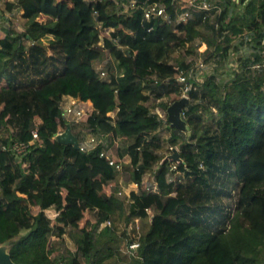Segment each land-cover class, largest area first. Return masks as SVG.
Here are the masks:
<instances>
[{
    "label": "trees",
    "instance_id": "16d2710c",
    "mask_svg": "<svg viewBox=\"0 0 264 264\" xmlns=\"http://www.w3.org/2000/svg\"><path fill=\"white\" fill-rule=\"evenodd\" d=\"M136 1L163 3L170 18L120 13L115 0L3 1L25 30L0 38V246L17 264H264V74L252 69L264 60V0L179 10L172 0ZM197 38L204 63L238 43L254 58L239 56L221 83L187 61ZM187 85L185 126H164L156 106ZM64 96L91 103L81 120L119 169L100 148L54 138L69 124L83 141ZM34 129L16 156L12 144ZM165 144H179V160L163 158ZM146 175L158 191L145 190ZM119 179L138 186L125 215L141 221L137 237L111 223Z\"/></svg>",
    "mask_w": 264,
    "mask_h": 264
},
{
    "label": "rangeland",
    "instance_id": "374dc122",
    "mask_svg": "<svg viewBox=\"0 0 264 264\" xmlns=\"http://www.w3.org/2000/svg\"><path fill=\"white\" fill-rule=\"evenodd\" d=\"M4 0H0V37H3L7 30H11L14 33H19L25 30V20L23 17L19 16L18 14H13L10 12H6L3 10ZM255 5H258L259 0H252ZM188 5V1L186 0H179L176 2V8L179 10L182 7H186ZM242 7H238V9H241ZM39 21H46V18L44 16H40ZM106 34V32H104ZM103 33V34H104ZM250 32H248L249 35ZM251 34V33H250ZM50 37H45L42 39L44 43H47L49 41ZM202 42H205L201 38L195 39L193 41L192 46L194 48V53H191L187 55V61L191 62L192 66H194L196 69H199L197 67V62L202 60L201 57V51L198 50V47L201 46ZM237 42H239V39H237ZM206 43V42H205ZM207 44V43H206ZM239 44V51H229L230 53L227 56H220L219 58H210L207 62L205 61L204 67L199 70L200 72H204L205 74H216V78L219 82L224 83L226 82L230 76H231V70L233 68H237L239 65V56H242L243 58H254L253 54V48L250 44ZM106 55L101 60H104L106 56H108L107 51H105ZM183 53L184 51L181 50ZM105 61V60H104ZM102 61V62H104ZM204 62V61H203ZM103 64V63H102ZM252 69L254 72L256 71H263L264 74V60L255 62L252 64ZM187 89L185 86L182 87V90L179 93H172L169 96L163 97L160 99V104L156 106V113L158 116L163 120L164 126L165 121L167 119V108L169 105H171L174 101L180 99L181 97H188L187 95ZM82 107H90L91 104L89 101L85 102L84 104H79ZM166 105V107H164ZM180 117L183 121V117L180 114ZM71 120H73V117H71ZM73 123L74 121H70ZM78 124V126L81 128L80 130V136L81 140L86 142L89 130L87 127V124L81 120V118L75 122ZM183 126H185V123L183 122ZM82 141V142H83ZM102 143V148H106V144L108 143L107 140L104 138ZM165 144L162 149L159 150L160 154L163 156V158H171V155L173 152L169 150V148ZM172 150H176L179 154L180 146L177 144L176 146L172 147ZM108 151L112 152L111 148L108 147ZM144 183H145V190L147 191H156L158 190V186L155 180L154 175H146L144 177ZM114 187L112 188V190ZM131 190H138V186L135 183H128L125 184L122 182L121 179L118 180V189L115 191V196L111 198V202L113 204V212L111 213V223H115L117 227L120 228L121 232L126 231L130 236L137 237L139 235V232H141V221L136 218L128 223L125 222V215L128 213V205H129V192ZM148 212L151 214L152 211L148 210ZM7 250H4L2 246H0V255L3 253H6ZM111 264H119L116 262H113ZM124 264V263H120Z\"/></svg>",
    "mask_w": 264,
    "mask_h": 264
},
{
    "label": "built area",
    "instance_id": "2783aa9c",
    "mask_svg": "<svg viewBox=\"0 0 264 264\" xmlns=\"http://www.w3.org/2000/svg\"><path fill=\"white\" fill-rule=\"evenodd\" d=\"M179 0H172V3L174 4L175 8H176V2ZM188 1V5L186 7H190L195 5V1L196 0H186ZM118 10L120 11V13H132L133 11H135L136 9L141 8V10L143 11V15L147 18V19H152V18H160V19H164L167 20L170 18L169 13L166 10V7L163 3L160 2H150V3H139L136 0H115ZM200 8H207L209 5L207 2L205 1H201L200 4L198 5ZM189 17V13L187 11L177 15V19L180 21H186ZM113 29L110 27H106L102 29V34L104 32H106V34L104 33V35L109 36L110 32ZM100 45H102V42L99 43ZM207 49V44L205 42H202L201 46L198 47V50L201 51L200 53L204 52ZM204 62L202 60H200L199 62H197V67L199 68L198 70H201L204 67ZM178 69V67H176V70ZM203 72V71H202ZM101 76L104 77L106 76L105 72H101ZM175 77L177 79L178 82H184L185 81V77L182 74L181 71H178L175 74ZM186 88H189V86L187 85ZM87 102V101H86ZM84 104V101H79L71 96H64L61 100V108H62V112L63 115L69 119V121H74L77 122L89 109L90 107H82L79 104ZM91 104V103H90ZM71 117H73V120H71ZM62 132H58L55 134L54 138H56V136L58 134H60ZM32 134V139L29 142H19V141H15L12 144V149L14 151V153L16 154V156H21L22 154H24L28 148L29 145L33 143V141L35 140V138L37 137V132L36 130H32L31 131ZM86 142H78L79 148L82 151L85 150H90V149H96V148H100L98 150L99 156L103 157L106 159V161L110 164V165H114V167L116 169L120 168V165L118 163H116L111 155V152L108 151L107 149L102 148V138L96 139L95 136H93L92 134L89 133L87 140H85ZM137 246V243H131L130 244V248H135Z\"/></svg>",
    "mask_w": 264,
    "mask_h": 264
},
{
    "label": "water",
    "instance_id": "95a60500",
    "mask_svg": "<svg viewBox=\"0 0 264 264\" xmlns=\"http://www.w3.org/2000/svg\"><path fill=\"white\" fill-rule=\"evenodd\" d=\"M187 97H181L180 99L174 101L171 105L167 108V119L171 122L172 125L180 128L183 127V121L180 117V113L187 103ZM56 139L63 144L73 143L76 147H78V139L77 136L74 135L70 130V125H67V128L60 134L56 136ZM173 160H179V154L176 150H173L171 155ZM0 264H17L13 262L9 256V254L3 253L0 255Z\"/></svg>",
    "mask_w": 264,
    "mask_h": 264
},
{
    "label": "crops",
    "instance_id": "0c3cea01",
    "mask_svg": "<svg viewBox=\"0 0 264 264\" xmlns=\"http://www.w3.org/2000/svg\"><path fill=\"white\" fill-rule=\"evenodd\" d=\"M18 15H19V16H21V14H20V13H19ZM41 16H44V15H41ZM21 17H22V16H21ZM44 17L46 18V16H44ZM0 38H1V37H0ZM156 191H158V190H156Z\"/></svg>",
    "mask_w": 264,
    "mask_h": 264
}]
</instances>
